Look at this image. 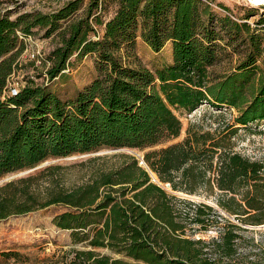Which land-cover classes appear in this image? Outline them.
<instances>
[{"label": "trees", "instance_id": "obj_1", "mask_svg": "<svg viewBox=\"0 0 264 264\" xmlns=\"http://www.w3.org/2000/svg\"><path fill=\"white\" fill-rule=\"evenodd\" d=\"M106 1L115 5L108 19ZM8 14L0 15V179L104 148L142 151L145 167L123 155L120 166L73 188L56 179L41 185L50 167L12 179L0 185V221L67 208L53 224L90 248L74 250L68 264H232L236 232L245 230L239 224H264V159L234 151L231 142L240 129L264 122V19L251 26L254 14L238 19L212 0H88L84 8L83 0H70L50 13ZM37 30L57 39L43 61L47 81L73 58L94 57L95 77L73 97L32 82L8 93L24 40ZM137 37L153 52L170 44V64L143 66ZM232 56L239 59L228 72L212 70ZM204 104L236 114L216 134L189 128L171 143L182 130L175 111ZM201 194H216L220 211L190 199ZM218 218L224 225L217 238L188 236Z\"/></svg>", "mask_w": 264, "mask_h": 264}, {"label": "rangeland", "instance_id": "obj_2", "mask_svg": "<svg viewBox=\"0 0 264 264\" xmlns=\"http://www.w3.org/2000/svg\"><path fill=\"white\" fill-rule=\"evenodd\" d=\"M70 0H0V15L9 13L14 19L21 13L41 12L50 13L63 6ZM213 4H220L228 7L232 15L238 19L251 13L255 16L246 22L254 26V22L260 18L264 19V2L255 0H212ZM88 0H83V8ZM218 13L223 11L214 7ZM104 19L110 18L114 11V4L105 3L103 9ZM262 49L264 60V31H262ZM57 39L54 37L44 38L43 31H35L34 35L24 40V48L18 58L19 69L11 79V83H18L19 87L32 82L37 85H48L59 96L68 99L86 86L94 77V57L85 56L79 61L72 59L70 66L61 77L47 81L43 63L47 54L56 46ZM136 55L139 62L151 71H155L171 62V48L167 44L161 51L153 52L140 37L136 39ZM238 56L223 59L215 65L212 70L216 73L228 72L236 65ZM260 67L264 70L263 61ZM182 124L180 136L171 143L181 141L187 129L197 132L209 131L212 134L222 131L230 123L235 111L221 108L213 109L204 104L191 113L176 112ZM234 151L251 159H264V122L240 129L231 139ZM143 153L137 149H99L89 154H75L61 159H49L32 169L9 174L0 179V185L12 179L25 177L27 175L45 171L42 176L41 185H48L49 181L56 179L63 187L73 188L86 184L93 177L101 172L113 170L122 164L123 155L133 156L138 164L143 165ZM55 167V168H54ZM150 173V172H149ZM154 174L150 173L151 180L159 184ZM155 176V175H154ZM154 178V179H153ZM7 180V181H4ZM4 181V182H3ZM217 196L205 197L193 196L190 199L212 206L214 210L220 211L215 204ZM68 211L61 206H50L26 215L11 216L0 221V264H68L73 257L74 250H88L82 244H74L71 239V231L56 227L53 224L55 216ZM225 217L236 222L232 217ZM218 222L217 224L215 222ZM239 224V223H238ZM213 227L206 231L189 232L188 236L194 239L201 238L209 242L217 238L224 225L222 219L214 220ZM245 230H238L236 233L239 239L236 242V254L230 260L232 264H264V224L262 225H241ZM101 254H110L107 249H95ZM4 253H16V257L4 256ZM113 256V255H112Z\"/></svg>", "mask_w": 264, "mask_h": 264}, {"label": "built area", "instance_id": "obj_3", "mask_svg": "<svg viewBox=\"0 0 264 264\" xmlns=\"http://www.w3.org/2000/svg\"><path fill=\"white\" fill-rule=\"evenodd\" d=\"M20 88L21 87H19L18 83L13 84L10 82L8 85V93L10 95H15Z\"/></svg>", "mask_w": 264, "mask_h": 264}, {"label": "bare ground", "instance_id": "obj_4", "mask_svg": "<svg viewBox=\"0 0 264 264\" xmlns=\"http://www.w3.org/2000/svg\"><path fill=\"white\" fill-rule=\"evenodd\" d=\"M255 1H257V2H264V0H255ZM153 177H155L154 175H153ZM154 179V178H153Z\"/></svg>", "mask_w": 264, "mask_h": 264}, {"label": "water", "instance_id": "obj_5", "mask_svg": "<svg viewBox=\"0 0 264 264\" xmlns=\"http://www.w3.org/2000/svg\"><path fill=\"white\" fill-rule=\"evenodd\" d=\"M113 150H119V149H113ZM150 173H152V172H150ZM152 174H153V173H152ZM4 181H7V180H4ZM4 181H3V182H4Z\"/></svg>", "mask_w": 264, "mask_h": 264}]
</instances>
